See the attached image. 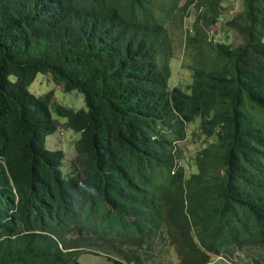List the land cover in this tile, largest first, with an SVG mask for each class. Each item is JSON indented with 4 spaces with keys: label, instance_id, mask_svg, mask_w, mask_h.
Returning <instances> with one entry per match:
<instances>
[{
    "label": "trees",
    "instance_id": "trees-1",
    "mask_svg": "<svg viewBox=\"0 0 264 264\" xmlns=\"http://www.w3.org/2000/svg\"><path fill=\"white\" fill-rule=\"evenodd\" d=\"M194 2L0 0V264H169L154 257L171 245L175 264H264V0L223 23L236 43L210 38L220 0ZM194 4L206 26H186ZM38 73L85 108L31 93ZM190 124L203 146L186 175ZM63 129L79 135L67 173L46 146Z\"/></svg>",
    "mask_w": 264,
    "mask_h": 264
},
{
    "label": "rangeland",
    "instance_id": "rangeland-1",
    "mask_svg": "<svg viewBox=\"0 0 264 264\" xmlns=\"http://www.w3.org/2000/svg\"><path fill=\"white\" fill-rule=\"evenodd\" d=\"M185 1L186 0H180V3H184ZM194 3L196 4L197 0H195ZM195 4L189 8L188 13L185 15V24L186 26L191 25L192 23H195V19H198L199 25H201V27L206 26L205 21L208 19L209 10L206 9V11L208 12L207 13L203 6L197 8ZM241 6L242 0H220V14L218 15V20L207 28L210 35H212V37H210L211 39L222 41L226 39L227 35L228 40L231 43H236L238 41V35L232 29L224 27L223 23H225L227 18L234 16L238 11H240L242 9ZM212 14L213 12L210 11V15ZM173 33L174 58L171 61L172 76L170 79V84H179L183 86L189 83L191 78L189 71L182 66V62L185 58H187V56L184 54V29L173 27ZM188 60L189 59H187V61ZM28 90L36 95H40L49 90H53L54 98L57 102L75 109L85 108L84 97L81 92H64L52 81V78L48 73H38L34 81L28 86ZM53 116L58 119V122L60 123L64 121V118L62 117L56 116L54 114ZM195 127V124H190L188 127L189 135L187 136V148L186 141H182V145L184 146L185 153L187 155L182 163V165L185 167L186 175L195 170L194 166L190 162V158L195 155V152L199 147L203 146L202 137L191 135V131H193ZM62 131L63 136L59 135V130L49 135L46 138V146L49 149L61 148L65 151L66 159H64L62 169L64 173H67L69 172L68 162L74 154V141L78 138L79 135L78 133H75L70 129H63ZM168 248L169 249H164L162 254L158 256L156 255L154 257L156 263L158 261H163V263L175 264L179 261V259L176 257L174 246L171 245ZM220 258H222L223 260L216 262V264H245L247 261V257L242 251L238 252L236 256L227 257L220 255ZM79 262L80 264H108L104 256L96 255L91 252L82 253L79 256Z\"/></svg>",
    "mask_w": 264,
    "mask_h": 264
},
{
    "label": "clouds",
    "instance_id": "clouds-1",
    "mask_svg": "<svg viewBox=\"0 0 264 264\" xmlns=\"http://www.w3.org/2000/svg\"><path fill=\"white\" fill-rule=\"evenodd\" d=\"M177 142H178V141H176L175 143H177ZM178 165H179V164H176L175 166L177 167ZM175 166L173 167L172 172H174V170L176 169ZM217 256H220V255H217ZM217 256H216V257H217ZM218 259H222V258L219 257ZM218 259H216V262H217ZM208 263H209V262H208ZM208 263H207V264H208ZM215 264H216V263H215Z\"/></svg>",
    "mask_w": 264,
    "mask_h": 264
},
{
    "label": "built area",
    "instance_id": "built-area-1",
    "mask_svg": "<svg viewBox=\"0 0 264 264\" xmlns=\"http://www.w3.org/2000/svg\"><path fill=\"white\" fill-rule=\"evenodd\" d=\"M220 256H217L215 259L211 260L208 264H215L216 263V259H218Z\"/></svg>",
    "mask_w": 264,
    "mask_h": 264
}]
</instances>
